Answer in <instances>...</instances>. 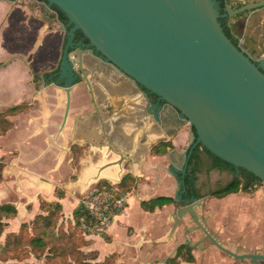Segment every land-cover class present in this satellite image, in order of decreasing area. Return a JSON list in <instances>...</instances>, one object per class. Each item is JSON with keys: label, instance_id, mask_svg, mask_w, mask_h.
Returning <instances> with one entry per match:
<instances>
[{"label": "crops", "instance_id": "obj_1", "mask_svg": "<svg viewBox=\"0 0 264 264\" xmlns=\"http://www.w3.org/2000/svg\"><path fill=\"white\" fill-rule=\"evenodd\" d=\"M45 7V3L38 0H0V66L3 65L0 67V112L18 104L28 106L10 117L13 126L0 133V155L16 150L20 157L13 161V167L16 163L29 162L36 171L37 164L33 162L40 155L38 175L25 179L20 187L10 184L19 195L18 200L0 203H11L18 209L15 218L7 222L19 227L24 223L20 221V214L27 213L33 223L42 212L43 201L62 204L61 224L74 220V212L82 199L94 191L100 181L118 186L124 176L131 174L137 180L136 185L130 192L123 193L129 206L103 234L106 239L113 236L114 241L104 242L103 238L91 234L87 248L99 252L98 262L121 250L129 251L132 245L133 251L160 261V256L174 242L175 233L171 236L167 230L172 217L165 213L173 204L151 212L142 208L141 201L158 196L175 198L185 160L183 154L192 140V126L190 123L173 126L170 122L152 119L146 114L148 100L140 87L114 66L86 53L83 64L90 85L83 77L82 82L74 86L68 122L59 133L66 94L58 85L49 83L45 73L58 66L65 32L56 18L48 21L44 17ZM52 36L56 37V48L48 51ZM81 86L90 103L86 107L80 105L75 115L74 97ZM161 141H170L174 148L163 155L154 154L152 148ZM72 176L77 178L73 180ZM4 177L7 178L6 173ZM11 187H7V194H2L0 199L9 196ZM57 190L64 191V197L60 198ZM131 200L136 201L138 218L134 219L137 222L128 214ZM117 220H122L120 226L116 225ZM119 228L124 232V241L118 240ZM130 228H134L136 234L128 237ZM126 253L129 258L130 253ZM146 263L156 264L142 262Z\"/></svg>", "mask_w": 264, "mask_h": 264}, {"label": "water", "instance_id": "obj_2", "mask_svg": "<svg viewBox=\"0 0 264 264\" xmlns=\"http://www.w3.org/2000/svg\"><path fill=\"white\" fill-rule=\"evenodd\" d=\"M53 6L67 18L61 30L68 37L56 73V84L66 94L59 133L67 125L80 72L90 85L83 65V56L90 53L145 88V97H158L157 102L147 98L145 111L152 119L194 127L191 149L183 154L179 187L185 186L188 160L200 143L237 169L252 172L264 184V56L253 57L226 35L217 0H46L45 13ZM262 7L264 0L228 7L227 16L233 19ZM77 31L88 38V44L74 42ZM188 211L202 226L194 205L184 206L175 210L177 223L171 236ZM228 252L249 257L255 264L264 261V254Z\"/></svg>", "mask_w": 264, "mask_h": 264}, {"label": "rangeland", "instance_id": "obj_3", "mask_svg": "<svg viewBox=\"0 0 264 264\" xmlns=\"http://www.w3.org/2000/svg\"><path fill=\"white\" fill-rule=\"evenodd\" d=\"M256 1L257 0H233V4L230 7L234 9L240 7L243 4L249 2H256ZM233 21H235V23L238 24V30L241 33V39H240L241 46L247 48L248 51L254 56L264 55V9L253 11L251 14L242 15L239 18L233 17ZM56 42L57 40L55 36L49 38L48 51L52 50V48L53 50L54 48H56L55 46ZM62 45L63 42L60 45L61 51L63 47ZM83 88L84 86L83 87L81 86L78 90H76V96L75 94H73V96H75L74 102H76L75 115H78V109H80L79 108L80 105L86 107L90 103L88 99V95L86 94ZM61 95L64 94L61 92ZM61 108H63L62 104H61ZM19 157L20 154L16 150L14 152H9L6 155L3 154L2 156L0 155V161L2 162V164L0 165V175H1L0 185H2L3 182L5 183L3 186H0L1 187L0 196H2V194H7L8 191L7 187H11L10 184L13 185L16 184L18 187H20L21 184L23 185L25 184V179H31L33 175L35 176V174L36 175L39 174L38 169H40V164H38V162H40V155L36 157L33 162V164L35 163L38 165V166L36 165L37 171L33 169L34 166H30L32 163L29 162L28 163L21 162L20 164L16 163L14 164L13 167V161H15V159L17 158L19 159ZM204 160H205V166L203 168V171L199 173V180H198V186L201 189L202 193H208L209 191L216 190L220 186H223L231 181L233 177L232 173L221 172L218 171L217 169L210 170L209 158L207 156H204ZM9 166L10 169H8ZM4 173H6L7 178L4 177ZM76 178H77L76 176H72L73 180H75ZM85 197L82 199V201L85 199ZM18 198L19 195L17 194L16 190L12 188V190L9 193V196L5 197L4 199H0V203L6 201H15L18 200ZM204 201L206 204L205 210L210 211V213L214 216V218L210 220L211 227L215 228L219 232L221 231L224 238L234 239L237 237L238 239H240V242L245 244L247 247L254 249L257 248L258 250L264 249V184L260 185L259 187L256 188L255 191L250 193L240 191L239 193L222 200H217L211 197H207L204 199ZM136 212H137L136 201L131 200L130 211H128V214L132 215L133 219L138 218L136 217ZM165 213H167L168 216L172 217L171 214L173 213V208L172 207L166 208ZM19 217L21 222L26 221L28 222L29 225L32 226V221L28 220L27 213L25 214V216H22L21 213ZM14 218L15 217H10V219H14ZM8 219H6L5 221L7 222ZM60 220L61 217L59 219V224H60ZM64 220L66 221V218ZM73 221L74 220L67 221L66 223L64 222L65 224L63 223L62 225L65 229H68L70 233L74 232L75 235L78 233V237H75V240L77 241L74 242L71 239L64 241L62 240L63 242H60L58 240L59 237L58 231L55 230L56 232H54L52 230L51 231L52 235L50 236V242H51L50 244L56 246L58 245L59 249L57 251L59 252H55V255L52 256L49 262H46L45 258H42V260H36L34 256L30 255L28 257V260L20 261L17 263L23 264L26 262L27 264H33V263L34 264H77L75 261L72 260L71 257H69L70 254H72V250H71L72 247H75L74 249L77 252L78 255L77 257H80L82 260H84L85 253L96 251V250H88L87 247L90 245V243L87 246L86 245L82 246L83 242L82 240H79L80 236L82 238L85 237L86 239H88L89 235L95 234L98 237L103 238L104 242L112 243V241H114L113 236H110V238L106 239L103 234L98 233L96 231L88 232V234H84V232L80 231V229L74 227ZM133 221L137 222V219H134ZM7 223H9L7 224L9 226L6 227L2 236H0L1 246H3V244L5 243L7 234L11 232H18L20 229V226L19 227L11 226L13 224L11 221ZM115 223L117 226H120L122 220H117ZM185 226H187L186 223ZM13 229H15V231ZM120 229L121 228H119V230ZM127 232H128V237L136 234L134 228L128 229ZM119 234L120 237L118 240L124 241L123 238L124 232L120 230ZM88 240L89 242H91L90 239ZM177 240L178 241L181 240L180 233L178 234ZM76 245H78V247ZM133 246L134 245H132L129 248V251L121 250L119 251V253H114L112 259L113 264H142V262H147V261L156 262L155 260H152V258L149 256L144 257L143 255H141V253L138 250L133 251ZM65 248L68 250V252L63 253V250ZM168 250L164 251V253L160 256L161 259L165 258ZM126 252L130 253L129 258ZM96 253L97 255H99L98 251H96ZM0 255H3V251L1 249H0ZM87 258L88 257L86 256L85 259ZM126 258L128 259L123 260ZM10 262H15V261H10ZM2 264H6V262H2Z\"/></svg>", "mask_w": 264, "mask_h": 264}, {"label": "trees", "instance_id": "obj_4", "mask_svg": "<svg viewBox=\"0 0 264 264\" xmlns=\"http://www.w3.org/2000/svg\"><path fill=\"white\" fill-rule=\"evenodd\" d=\"M45 1L46 0H40ZM221 10L227 6V0H219ZM56 8V7H55ZM59 11V18L63 22H67V18L62 11L56 8ZM250 14V11L242 12L234 16V18H239L242 15ZM226 35L233 41L236 46H240L241 33L238 30L237 24H230L228 20H225L222 24ZM145 89V88H144ZM28 106L26 104H18L13 107H10L5 112H0V133L7 131L13 126V122L10 117L18 114L19 112L25 110ZM192 131L195 132L194 127L192 126ZM191 146L187 149V154L189 153ZM174 148L173 144L170 141H161L152 148L154 154H166L169 149ZM204 156H207L210 160L209 169H218L221 171H228L233 174V177L228 184L222 188L214 191L218 197H225L231 193L236 192H253L257 187L263 184L262 180L257 177L252 172L247 171L246 169H237L234 165L222 160L221 158L213 155L203 144H198L194 151L192 152L187 165V172L184 177L185 179V192L193 193L199 195L200 191L197 188V180L199 179V173L203 171L205 166ZM2 164V162H1ZM0 164V165H1ZM1 176V175H0ZM182 178V172L180 179ZM136 178L131 174H127L123 177L122 181L118 186H113L107 181H100L96 189L93 191L99 192L104 189H107L114 193L116 196L121 197L123 193H128L136 185ZM58 196L60 198L64 197V191L57 190ZM91 194L85 197L89 198ZM84 199V200H85ZM83 200V201H84ZM83 201L81 202L78 209L74 212V227L80 229L84 232L81 227L80 219L85 212L83 210ZM175 202V198L169 196H158L150 200L141 201V206L147 211H155L157 208H162L165 205H169ZM127 206V205H126ZM42 213L38 214L32 226L27 222L21 224L18 232H11L7 234L5 243L3 246L0 245V249L3 251V255H0V264L6 262V264H18L17 262L26 261L28 257L34 256L36 260H42L45 258L46 262H49L52 256L55 255V252L59 249L57 245H51L50 236L51 231H58L59 237L58 240L63 242L64 240H75V237H78V233H70L68 229H65L63 225L59 224V219L62 217L63 206L59 201L47 202L43 201L41 203ZM18 214V209L15 205L11 203H2L0 204V236L4 233L7 222L6 219L16 216ZM121 214V213H120ZM119 215V214H118ZM63 240V241H62ZM79 240H82L83 245L87 246L90 242L85 237L80 236ZM66 244V243H65ZM78 247V245H76ZM2 247V248H1ZM72 247V254L69 257L72 258L77 264H113L112 259L114 254L108 255L103 261L98 262V255L96 251H91L90 253H85V257L88 258L82 260L80 257H77V252ZM82 249V248H81ZM68 252L65 248L63 253ZM64 255V254H63ZM15 261V262H10ZM23 264H27L26 262ZM34 264V263H33Z\"/></svg>", "mask_w": 264, "mask_h": 264}, {"label": "flooded vegetation", "instance_id": "obj_5", "mask_svg": "<svg viewBox=\"0 0 264 264\" xmlns=\"http://www.w3.org/2000/svg\"><path fill=\"white\" fill-rule=\"evenodd\" d=\"M38 1L44 2L46 5L45 1H40V0ZM217 1L219 2V0ZM232 4H233V0H227V6L223 10H221L223 16L220 18V22L222 24L223 22H225V20H228L230 24H235V21H233V19H231L230 16H227L228 7H230ZM256 10L258 9L251 10L250 14L251 12L256 11ZM45 15L48 21L51 20L52 17L56 18L59 21L58 25L60 26V28L62 25L66 24V22H63L62 20H60L59 11L54 6L51 8V10L47 14L45 13ZM67 41H68V37H67V34L65 33V38L63 41V45H62L63 47L61 51V58L58 63V66L54 70L47 71L45 73V79L48 80L49 83L56 84V82L58 81V76L56 75V73L59 72L60 70V64H61L62 57H63V51H64V47ZM74 42L78 45H81V44H88L89 40L81 31H77L75 38H74ZM240 46H241V43H240ZM94 54L99 57V55L96 53L95 50H94ZM251 55L253 57L264 56V55L254 56L253 54ZM71 56L74 58H78V53L72 52ZM256 63H258V61H256ZM82 80H83V74L80 72L78 75V81L82 82ZM141 90L143 92L146 91V89L144 88H141ZM146 98H151L152 102H157L158 100V97L156 95H151V94H148V97ZM211 170H214V169H211ZM218 171H221V170H218ZM181 172H182V169L180 173ZM198 180H197L196 185L200 191L199 195L195 193H193L192 195L190 193H186L185 191H183L185 186L179 187L176 196L181 197V200L178 201L175 196V202L172 203L174 207H173V213L171 214L172 215L171 224L172 223L173 224L169 226V231L171 233L172 229L177 223L174 217L175 210H178L184 206H190V205H194L195 215L197 216L202 226L200 227L198 225L199 223L196 221L195 217L192 215L190 211L184 214L183 217L179 218L178 220L177 229L175 231V236H174V242L170 245V249L167 252V255L165 256L164 259H160V261L157 260L155 263L156 264H255L253 263V260L249 257H239L238 258L230 254L228 251L237 253L240 256H244L247 254H264V249L258 250L257 248L254 249V248L247 247L245 244L241 243L240 239H238L237 237L234 239L224 238L221 231L219 232L215 228L211 227L210 220L214 218V216L210 213V211L205 210L206 208V204L204 201L205 198L211 197L217 200H222L227 197V196L218 197L215 194H213V192L217 191L218 189L222 188L228 183H226L223 186H220L216 190L209 191L208 193H202L201 189L198 186ZM185 223L187 224V226H185ZM195 226H199V228L189 231L190 228H194ZM202 227H204L207 231L202 229ZM179 233L181 237L180 241L177 240ZM214 240L218 241V243H220L223 246V248L227 249L228 251L216 245ZM167 257L168 259L166 260V262L161 263ZM261 264H264V261H261Z\"/></svg>", "mask_w": 264, "mask_h": 264}, {"label": "built area", "instance_id": "obj_6", "mask_svg": "<svg viewBox=\"0 0 264 264\" xmlns=\"http://www.w3.org/2000/svg\"><path fill=\"white\" fill-rule=\"evenodd\" d=\"M89 194L90 197L83 201L85 215L80 219L81 227L84 234L95 231L104 234L118 214L125 211L127 197L125 194L118 197L107 189L95 193L92 191Z\"/></svg>", "mask_w": 264, "mask_h": 264}]
</instances>
